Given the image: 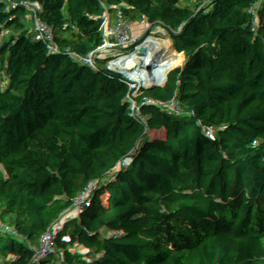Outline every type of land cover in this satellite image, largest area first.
<instances>
[{"label":"trees","instance_id":"16d2710c","mask_svg":"<svg viewBox=\"0 0 264 264\" xmlns=\"http://www.w3.org/2000/svg\"><path fill=\"white\" fill-rule=\"evenodd\" d=\"M40 1L0 0V86L39 94L17 125L15 101L0 96V150L18 179L0 173V264H264V54L243 0H144L147 23L162 20L146 37L162 42L139 53L127 51L122 4L75 0L47 66L32 69L35 24L64 13ZM151 65L192 74L149 85L179 118L168 134L154 131L155 112L120 101L130 70ZM60 133L73 150L120 158L143 186L98 229L135 231L141 246L103 237L99 254L82 209L64 191L52 201L35 190L61 175Z\"/></svg>","mask_w":264,"mask_h":264},{"label":"built area","instance_id":"2783aa9c","mask_svg":"<svg viewBox=\"0 0 264 264\" xmlns=\"http://www.w3.org/2000/svg\"><path fill=\"white\" fill-rule=\"evenodd\" d=\"M75 0H54L55 4L42 3L46 8L52 9L57 13L64 10V13L56 15L50 22L36 23L35 29L38 38L43 43V48L31 68H45L47 60L56 50L57 45L52 39V34L62 30L64 21L72 13V4ZM117 4H122L123 18L133 27V33L129 38L131 50L128 52H146L148 46L152 44L154 38H147L146 34H154L162 26L161 18L155 14L149 25L147 18L142 17L133 11V7L137 0H114ZM144 1V0H143ZM154 1V0H150ZM244 7L251 17L248 27L257 33L256 49L264 54V0H243ZM146 5V2H145ZM147 6V5H146ZM171 39L173 37L171 36ZM146 42L145 48L140 45ZM165 57L160 56L159 62L162 64ZM137 67V66H134ZM136 78L129 79L128 76L123 84L121 94V104L127 106L135 105L147 112H155L156 120L162 122L165 134L175 130L180 126V121L176 113L171 109L170 104L163 91L153 92L148 90L152 79L157 76H166L177 83H182L192 74L187 73H167L163 68H157L151 65L147 71L141 72ZM131 71V70H130ZM130 73V72H129ZM129 75V74H128ZM0 96L6 101L14 100L19 106L28 107L37 101L39 94L33 90H27L23 87L12 89L8 85L0 86ZM129 98L130 101H125ZM126 106V105H125ZM22 111L19 109L14 112L12 122L17 125L22 119ZM61 138L65 137L60 133ZM1 142V140H0ZM106 157L110 158L106 152ZM93 154L85 151L80 142L76 144L73 150L70 144L65 140L61 148L60 164L61 175L44 188L35 187V190L42 196L55 201L56 193L64 191L66 199L78 205L87 218L85 232L89 237L91 247L99 254L105 256V250L102 247L101 240L103 237H120L134 246L138 247L143 244L139 233L132 231L129 233H116L107 229L98 232L103 221L122 218L127 212L129 203L138 197H141L144 190L136 193L135 189L138 184L131 182V174L129 179H122L120 173L123 170L92 164ZM120 159V158H119ZM0 173H2L10 184H16L18 179L14 174L13 163L8 155L0 150ZM104 180L103 185H99V181ZM165 264H173L171 260H167Z\"/></svg>","mask_w":264,"mask_h":264},{"label":"rangeland","instance_id":"374dc122","mask_svg":"<svg viewBox=\"0 0 264 264\" xmlns=\"http://www.w3.org/2000/svg\"><path fill=\"white\" fill-rule=\"evenodd\" d=\"M43 1H47V2H43ZM48 1H54V0H41L42 3H48ZM143 47H145V46H143ZM143 47H141V48H143ZM12 107L16 111V108L18 107V103L17 102H14L12 104ZM160 129L163 130V131H165V129L163 128L162 122L158 118L156 120V124H155L154 131H157V130H160ZM92 164H99V165H104V166H110L112 168H118L119 170H123V172H127V171H125L127 169L126 168V165H125V163L121 159H119L117 157H110V158H108V157H106V154L104 152H100V153H97V154H93ZM132 181H134L135 184H138L131 177V182ZM134 189H135V192L138 193L142 189V187H141L140 184H138V186H136V188H134Z\"/></svg>","mask_w":264,"mask_h":264},{"label":"crops","instance_id":"0c3cea01","mask_svg":"<svg viewBox=\"0 0 264 264\" xmlns=\"http://www.w3.org/2000/svg\"><path fill=\"white\" fill-rule=\"evenodd\" d=\"M133 11L134 12H136V13H138L139 15H141L142 17H145V18H147V6L145 5V2L143 1V0H137V2L135 3V5H134V7H133ZM161 39H155V40H153L152 41V44H161ZM142 45L143 46H146L147 45V43L146 42H144V43H142L141 45H140V47H142ZM145 48V47H144ZM131 49L130 48H128V50L127 51H130ZM138 75H139V71H138V68L137 67H133L132 69H131V71H130V73H129V75H128V78L129 79H133V78H136V77H138ZM125 101L127 102V101H130V99L129 98H126L125 99ZM123 105H128V104H123ZM20 106L18 105V107L16 108V111H18L20 108H19ZM15 110H14V112H16ZM144 190V189H143Z\"/></svg>","mask_w":264,"mask_h":264},{"label":"bare ground","instance_id":"6f19581e","mask_svg":"<svg viewBox=\"0 0 264 264\" xmlns=\"http://www.w3.org/2000/svg\"><path fill=\"white\" fill-rule=\"evenodd\" d=\"M48 4H55L54 2H50V1H48ZM126 171V170H125ZM124 173V174H123ZM120 177L122 178V179H129L130 178V174H129V172L127 171V172H123L122 171V173H120Z\"/></svg>","mask_w":264,"mask_h":264},{"label":"water","instance_id":"95a60500","mask_svg":"<svg viewBox=\"0 0 264 264\" xmlns=\"http://www.w3.org/2000/svg\"><path fill=\"white\" fill-rule=\"evenodd\" d=\"M105 183V181L104 180H101V181H99V185H103Z\"/></svg>","mask_w":264,"mask_h":264}]
</instances>
